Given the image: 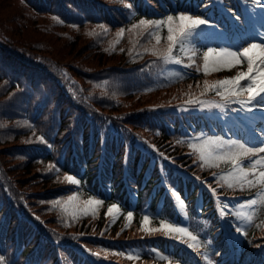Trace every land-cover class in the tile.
<instances>
[{"label":"trees","instance_id":"obj_1","mask_svg":"<svg viewBox=\"0 0 264 264\" xmlns=\"http://www.w3.org/2000/svg\"><path fill=\"white\" fill-rule=\"evenodd\" d=\"M245 6L241 0H0L3 264H196L188 242L162 232L145 234V215L150 228L166 218L197 235L202 264H213L214 254L231 259L229 243L237 246L241 264L256 260L264 251V209H251L255 220L242 228V235L237 232L238 206L247 199L235 201L228 219L221 215L225 211L218 197L251 190L218 186L212 173L227 168L215 172L218 176L231 166L201 167L188 147L208 136L226 139L222 122L227 129L225 119L236 123L234 105L219 111L185 103L189 95L211 103L215 95L200 93L204 81H214L219 71L205 75L184 67L166 77L169 64L143 52L155 40L140 39L130 53L138 37L128 31L141 18L178 13L213 26L227 28L235 20L243 27ZM122 27L124 36L114 44ZM161 35L166 37V30ZM166 45L163 39L159 47ZM202 129L199 138L186 133ZM50 165L55 170L49 171ZM66 174L81 183L70 184ZM209 186L216 188L215 195ZM172 189L185 200L183 209ZM74 192L81 202L92 197L104 203L95 214L75 219L53 207L52 201ZM112 204L119 206L115 222L106 214ZM129 211L133 218L125 227ZM184 211L188 216L182 225Z\"/></svg>","mask_w":264,"mask_h":264},{"label":"snow or ice","instance_id":"obj_2","mask_svg":"<svg viewBox=\"0 0 264 264\" xmlns=\"http://www.w3.org/2000/svg\"><path fill=\"white\" fill-rule=\"evenodd\" d=\"M126 7L131 9L132 6L127 4ZM53 19L61 23L63 22L58 17H53ZM209 23V20L187 13H178L175 16L169 14L160 19L141 18L128 29L134 36L138 37V39L132 40L133 48L129 49V52L131 53L135 50L140 39L155 40V43L151 47L144 48L143 52L151 53V55L162 60L165 64H181L187 68H194L197 72L202 71L205 75L210 72L231 70L246 62L247 70L238 71L235 76L212 82L205 80L204 89L200 93V96L210 91L215 92L216 96L220 97L224 103L233 102L241 105L239 111H243L246 105L264 107V42L249 43L246 47L239 50L209 47L202 54V65H197V51L191 46V40L194 39V34H197L201 26L208 25ZM99 27L107 31L104 25H99ZM164 30L167 33L166 37L161 35ZM124 33L125 29L123 27L120 28L116 34L117 39L114 44L119 43ZM163 39L167 41L165 48L159 47ZM177 52L182 53L188 62L185 63L184 59L176 54ZM137 54L140 55L141 53ZM185 103L186 105H200L201 107L222 108L224 106L222 103H210L194 95H189ZM251 110V108H248V111ZM38 139L41 142H45L44 136H40ZM188 147L197 155L201 167L219 168L221 164L231 166L227 172L218 176L215 173L213 174L218 186H220V182H223V186L240 191H250L254 188H259V191L255 193L253 198L245 201L239 207L255 208L259 205L264 209V155H262L264 154V142H262V146L255 147L248 146L246 143L239 141L226 140L219 136H208L207 138L200 139L199 143H190ZM48 170H55V166L50 165ZM64 179L72 185H79L81 183L79 179L72 175L66 174ZM209 188L213 195H215L216 188H211L210 186ZM171 195L174 197L176 205L180 209H183L185 207V200L181 198V195L174 189L171 190ZM51 203L53 207L59 206L64 212H68L75 219L80 214L88 215L89 212L95 214L96 206L104 202L92 197L81 202L78 200V194L74 192L68 195L66 200L57 199ZM118 213L119 206L112 204L108 207L106 214L113 216V222H115L116 214ZM221 215H225V213L221 211ZM236 215L249 222L254 219L253 215L243 212H238ZM132 218L133 212H127L126 219L128 224L125 227L130 226ZM150 223L151 218L148 215L143 216L141 230L145 234L152 235L155 232H162L163 235L170 238H175L181 242H188L189 248H193L194 250L199 249L200 242L197 235H194L187 227L169 222L166 218L159 221L158 228H150L148 226ZM236 231L241 232L242 229L237 227ZM244 234L246 235V233ZM137 258L131 255L128 256V259ZM3 259V257H0V264H3ZM205 259L207 260L208 257L205 256ZM208 264H211L210 260Z\"/></svg>","mask_w":264,"mask_h":264},{"label":"rangeland","instance_id":"obj_3","mask_svg":"<svg viewBox=\"0 0 264 264\" xmlns=\"http://www.w3.org/2000/svg\"><path fill=\"white\" fill-rule=\"evenodd\" d=\"M241 2H243L245 5L248 6V7L245 6L244 9L249 10L247 15H246V19H247L248 32H249L251 38L249 41H246V43L247 44H249V43H261L260 40H264V14L259 11L257 6H255V5H258L259 2L256 3L257 2L256 0H252V1L241 0ZM203 28H204V32H202L201 34H198V33L194 34V39L191 40V46L193 48L195 47L196 42H198V45H196V48H201L202 54L209 47L216 48V49L229 48L231 50H239L240 49V46L238 47L237 45H235L234 41L231 38H228L227 35L222 30H220V29L215 30L213 24L209 23L208 25H204ZM202 54L200 55V63H197V65H202V57H201ZM178 55L181 56L182 59L186 58L180 52H178ZM184 62L187 63L188 61L184 60ZM183 70H184V67L182 65L169 64L167 67V71H166L165 76L166 77H173V76L177 75L179 72H182ZM246 70H247V64L244 62L243 64L232 68L231 70L222 71L216 80H221V79H224L226 77H232V76H235L238 71H246ZM245 97H246V94H245ZM216 100H217V102H220L223 105H226L229 103V102L224 103L223 101H221L220 98H216ZM212 102H216V101L213 100ZM236 105H237V111H239L241 106L239 107L238 106L239 104H236ZM248 108H251L252 110L248 111ZM244 111H245L246 115L259 114V115L263 116V111L258 110L256 108V106H252V105L244 106V110L240 111L241 115H245ZM232 126H233V129L236 127L235 125H232ZM233 134H235V133L233 132ZM192 137H196V136L192 135L190 138H192ZM259 137L262 138L263 142H264V124L262 125V129L257 130V132L254 134V136H250V135L248 136V134L245 136H242V137L232 136V137L226 138V140L239 141L241 143H246L248 146L257 147L254 142H256ZM262 155H264V154H262ZM257 190H258V188H256V191ZM250 196L252 197L253 194ZM218 199L224 200L222 197H218ZM239 206H238L239 212H243V213L248 214L247 212H248L249 208H241ZM136 253L137 252H135V251L131 252V254H136ZM213 259H215V257ZM214 263L218 264V262H214ZM221 263L222 264H237L236 259H233V261H225V262H221ZM245 264H248V263H245ZM260 264H264V263H260Z\"/></svg>","mask_w":264,"mask_h":264}]
</instances>
